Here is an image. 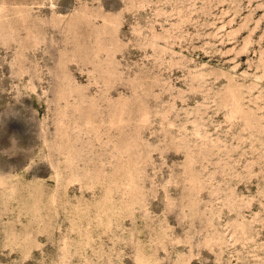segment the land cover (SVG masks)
<instances>
[{
	"label": "rangeland",
	"instance_id": "obj_1",
	"mask_svg": "<svg viewBox=\"0 0 264 264\" xmlns=\"http://www.w3.org/2000/svg\"><path fill=\"white\" fill-rule=\"evenodd\" d=\"M0 264H264V0H0Z\"/></svg>",
	"mask_w": 264,
	"mask_h": 264
}]
</instances>
